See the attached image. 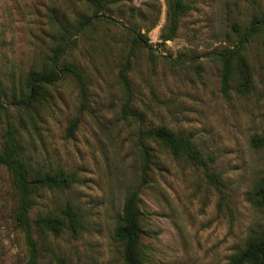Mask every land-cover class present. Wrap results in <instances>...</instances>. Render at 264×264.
I'll return each instance as SVG.
<instances>
[{
  "label": "rangeland",
  "instance_id": "obj_1",
  "mask_svg": "<svg viewBox=\"0 0 264 264\" xmlns=\"http://www.w3.org/2000/svg\"><path fill=\"white\" fill-rule=\"evenodd\" d=\"M110 1L106 15L114 22L93 18L65 44V32L91 15L86 3L0 0V150L10 121L33 169L74 172L80 181L34 197L32 218L71 203L83 224L76 234L37 235L53 247V258L42 250L40 264H123L113 230L126 194L139 184V129L150 126L188 139L213 161L197 165L150 143L151 182L140 190L145 264H226L264 221V210L246 199L264 177V142L252 141L264 137V49L259 35L240 44L264 0H184L191 8L166 41V0ZM132 26L148 44L129 54ZM58 44L64 50L56 63L81 70L85 99L73 77L62 75L33 109L20 111L12 101L25 96L28 73L45 65ZM236 45L250 65L251 85L240 93L234 80L223 94L214 53ZM127 57L132 93L124 112L118 73ZM14 208L11 175L0 165V264L26 259Z\"/></svg>",
  "mask_w": 264,
  "mask_h": 264
},
{
  "label": "trees",
  "instance_id": "obj_2",
  "mask_svg": "<svg viewBox=\"0 0 264 264\" xmlns=\"http://www.w3.org/2000/svg\"><path fill=\"white\" fill-rule=\"evenodd\" d=\"M81 1L88 5L91 15L82 18L72 30L65 32V39L67 38L64 39L65 44L75 33L83 30L93 18L106 17L114 22L111 17L106 15L107 7L111 3L110 0ZM190 8L191 5L184 0H166L167 33L160 36L162 41L174 37L180 17ZM127 29L132 35L129 54H132L137 47L148 44V38L137 27L132 26ZM256 35L261 37V45L264 49V10L242 31L240 44ZM63 50L64 46L56 45L48 62L39 70L28 73L25 81V96L12 101L20 111L33 109V102L43 97L46 88L59 81L62 75L73 77L82 98L85 99L86 83L81 70L72 63H56ZM214 55L220 63L221 92L226 94L234 80L237 83L238 92L244 93L249 90L251 68L238 46L225 47ZM129 68L130 58L127 57L118 73L119 82L127 95V100L122 107L124 112L129 111V99L132 93L131 83L127 76ZM0 105L2 106L1 102ZM77 124L78 119H74L70 123L68 128L70 134ZM252 141L255 144H262L264 137H255ZM151 142L167 149L172 156L184 157L197 165L205 166L207 160L213 161L211 157H204L199 150L191 145L188 139L163 126L139 129L136 141L139 154V184L126 194L121 213L116 218L113 230L114 237L121 243L123 264H145L144 245L141 242L143 211L140 190L151 182L150 171L153 165ZM0 165L4 166L11 175L15 194L12 220L23 237L26 256L24 264H40L42 250L50 258H53V247L49 244L39 243L37 235L43 237L58 236L65 230L76 234L83 228L81 214L71 203H66L59 213H53V211L38 213L36 218H32L34 197L41 190L65 189L79 183L77 175L74 172L64 170L33 169L25 159L23 146L18 138V128L10 121L6 123L2 133ZM209 177L217 184H221L218 174L212 173ZM246 199L253 208L264 210V177H260L254 182L246 194ZM226 264H264V221L248 230L243 246L229 256Z\"/></svg>",
  "mask_w": 264,
  "mask_h": 264
}]
</instances>
